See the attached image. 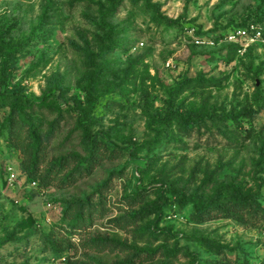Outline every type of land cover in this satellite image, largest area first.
<instances>
[{
	"label": "rangeland",
	"instance_id": "rangeland-1",
	"mask_svg": "<svg viewBox=\"0 0 264 264\" xmlns=\"http://www.w3.org/2000/svg\"><path fill=\"white\" fill-rule=\"evenodd\" d=\"M263 10L0 0V264H264V211L211 208H264V38L224 35ZM170 109L203 124L182 135Z\"/></svg>",
	"mask_w": 264,
	"mask_h": 264
},
{
	"label": "trees",
	"instance_id": "trees-1",
	"mask_svg": "<svg viewBox=\"0 0 264 264\" xmlns=\"http://www.w3.org/2000/svg\"><path fill=\"white\" fill-rule=\"evenodd\" d=\"M264 11V10H263ZM153 18L158 22V23H165L166 25L169 26H174L175 22H173L169 17H164L161 14H159L158 12H156L153 15ZM250 24H255L257 26H259L264 35V13L260 16L257 17L256 19H252L247 21L246 23H244L243 25L234 27V28H246L247 26H249ZM232 28V29H234ZM232 29L227 30L225 34L229 33L230 31H232ZM28 43V40H24L22 41L20 44L14 46V47H8V50L11 54L13 53H17L21 48L25 47ZM12 66V65H11ZM5 70H9V67L7 66V61H6V65H4V68L2 69V79H4V72ZM187 81L181 82L179 83L176 87H174L172 90L173 91H177L178 89H180L182 86H184L186 84ZM14 97L16 99V101L18 102V104L20 105L21 108H33L34 106L37 105H41L42 103H35L33 101H29L26 100L20 93H14ZM93 107V105L91 106ZM168 116H173L174 118H176L178 120V122L180 123V132L182 135H185L187 137H191L193 132L195 131L196 127H200L203 123V117L195 115L193 113H183L180 112L178 110L173 111V110H169L168 111ZM232 117V115L230 114H225L222 112V115L220 116V118H222L223 120H228ZM236 118V117H234ZM237 119V118H236ZM235 119V120H236ZM12 123V121H9L8 126H10ZM82 123V122H80ZM30 133H32L33 136H35L36 138V130L32 129L30 131ZM36 144L38 146V151H40L41 147H42V143L41 141H36ZM91 152H92V156H94L99 148H97V146L92 144V148H91ZM86 162V161H85ZM223 195H219L216 197V199H214V205L211 206V208L213 207H218V208H222L223 212L225 213V215H230V216H238V214L236 213L237 210H241V207L243 204L246 205V207L244 209H249L255 205L257 209L264 211V208L261 207V205L256 201L255 197L249 195V194H243L240 191L236 190L233 191L231 193V197L229 199H225L223 200ZM206 210H209L206 209ZM239 217V216H238ZM237 217V218H238Z\"/></svg>",
	"mask_w": 264,
	"mask_h": 264
},
{
	"label": "built area",
	"instance_id": "built-area-1",
	"mask_svg": "<svg viewBox=\"0 0 264 264\" xmlns=\"http://www.w3.org/2000/svg\"><path fill=\"white\" fill-rule=\"evenodd\" d=\"M261 28L255 24H250L246 28H237L234 29L233 31L229 32L227 37L232 40L236 41L241 38H245L248 36H253L254 38H264V35L262 31L260 30Z\"/></svg>",
	"mask_w": 264,
	"mask_h": 264
}]
</instances>
